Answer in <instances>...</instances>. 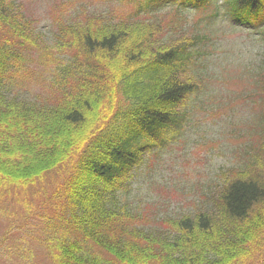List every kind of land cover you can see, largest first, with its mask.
<instances>
[{"label": "trees", "instance_id": "1", "mask_svg": "<svg viewBox=\"0 0 264 264\" xmlns=\"http://www.w3.org/2000/svg\"><path fill=\"white\" fill-rule=\"evenodd\" d=\"M103 3L109 18L122 4L130 14L73 27L83 12L71 10L53 32L52 47L66 55L52 61L17 0H0V200L23 218L29 196L48 208L37 207L31 228L0 240V264H264V107L250 125L259 133L252 159L220 169L205 207L142 221L128 202L145 155L177 139L189 121L197 84L188 65L205 40L189 33L176 43L156 15L211 9V19L220 11L264 41V0ZM29 50L54 69L33 94L13 92V82L25 86L32 74L22 68ZM257 72L263 105L264 61Z\"/></svg>", "mask_w": 264, "mask_h": 264}, {"label": "rangeland", "instance_id": "2", "mask_svg": "<svg viewBox=\"0 0 264 264\" xmlns=\"http://www.w3.org/2000/svg\"><path fill=\"white\" fill-rule=\"evenodd\" d=\"M90 8H93L92 5ZM64 13L67 20V10ZM184 13L177 14L181 24L192 26V33L205 34L208 38L201 44L200 54L196 55V62L193 61L191 67L199 88L188 98L190 120L185 134L158 154L149 157L152 166L150 174L159 176V180L148 186L154 196L149 202V208L161 212L204 199L216 190L222 178L220 168L234 167L237 164V153L242 155L250 142L258 140L259 133L251 134L254 130H251L250 125L262 115L264 107L261 101L256 102L250 96L255 90L250 81L252 71L264 58L263 41L243 26L229 27L224 18L217 19L215 30L210 27L203 29L199 27L203 23L196 16L202 14L195 15L188 10ZM89 20L75 17L73 27L84 26ZM46 23L47 27L41 32H46L51 26L50 14L43 12L39 24ZM41 46L46 49L52 61L63 58L57 54L49 40L42 42ZM30 68L34 71L41 69L36 63H31ZM52 68L50 66L47 69ZM35 90L30 83L29 93L33 94ZM43 147L48 148V145ZM29 200L33 202L34 212L37 207L45 205L40 203L38 195L35 198L29 196ZM13 212L15 214L8 209L4 217H0V233L9 227L14 231L18 222L19 225H25L26 221H21L22 217H16L18 210L15 208ZM30 220L31 212L28 222Z\"/></svg>", "mask_w": 264, "mask_h": 264}]
</instances>
